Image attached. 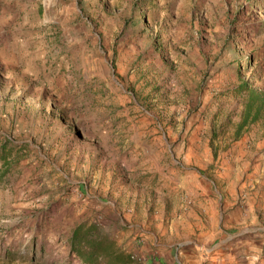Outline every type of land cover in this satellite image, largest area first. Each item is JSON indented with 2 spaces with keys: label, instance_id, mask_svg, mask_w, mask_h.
<instances>
[{
  "label": "rangeland",
  "instance_id": "obj_1",
  "mask_svg": "<svg viewBox=\"0 0 264 264\" xmlns=\"http://www.w3.org/2000/svg\"><path fill=\"white\" fill-rule=\"evenodd\" d=\"M250 88L264 91V0H0V144L19 162L0 264H82L72 228L120 233L114 179L159 145L170 160L245 142L264 171V116L239 130Z\"/></svg>",
  "mask_w": 264,
  "mask_h": 264
},
{
  "label": "crops",
  "instance_id": "obj_2",
  "mask_svg": "<svg viewBox=\"0 0 264 264\" xmlns=\"http://www.w3.org/2000/svg\"><path fill=\"white\" fill-rule=\"evenodd\" d=\"M163 150L153 148L129 177L114 179L124 217L120 233L110 232L117 243L142 264H264L260 152L240 142L236 153L215 155L191 142L181 158L165 160Z\"/></svg>",
  "mask_w": 264,
  "mask_h": 264
},
{
  "label": "trees",
  "instance_id": "obj_3",
  "mask_svg": "<svg viewBox=\"0 0 264 264\" xmlns=\"http://www.w3.org/2000/svg\"><path fill=\"white\" fill-rule=\"evenodd\" d=\"M148 17V12H141ZM247 83L243 85L247 89ZM250 98L246 104L243 121L239 130L251 121H257L264 116V91L250 88ZM13 140L6 138L0 144V187L9 183L8 175L12 172L16 161V149ZM28 145V144H24ZM23 145V146H24ZM67 243L70 252L80 259L82 264H141L132 254L125 251L110 231L97 220L84 219L71 230Z\"/></svg>",
  "mask_w": 264,
  "mask_h": 264
},
{
  "label": "built area",
  "instance_id": "obj_4",
  "mask_svg": "<svg viewBox=\"0 0 264 264\" xmlns=\"http://www.w3.org/2000/svg\"><path fill=\"white\" fill-rule=\"evenodd\" d=\"M132 257H134V256H132ZM135 258V257H134Z\"/></svg>",
  "mask_w": 264,
  "mask_h": 264
}]
</instances>
